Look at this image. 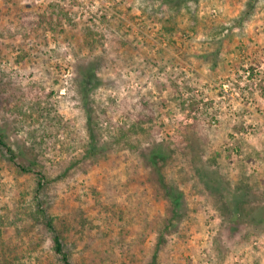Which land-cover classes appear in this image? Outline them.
I'll return each instance as SVG.
<instances>
[{
  "label": "rangeland",
  "instance_id": "rangeland-1",
  "mask_svg": "<svg viewBox=\"0 0 264 264\" xmlns=\"http://www.w3.org/2000/svg\"><path fill=\"white\" fill-rule=\"evenodd\" d=\"M169 2L0 0V132L45 177L0 150V264H61L37 199L75 264H264V0Z\"/></svg>",
  "mask_w": 264,
  "mask_h": 264
},
{
  "label": "trees",
  "instance_id": "trees-1",
  "mask_svg": "<svg viewBox=\"0 0 264 264\" xmlns=\"http://www.w3.org/2000/svg\"><path fill=\"white\" fill-rule=\"evenodd\" d=\"M170 1V2H169ZM170 5L172 4L173 0H168ZM62 16H57V18H61ZM53 16L49 17V23L53 21ZM91 76L88 72L84 73L82 76V89L84 93L86 92L87 86L90 85V78ZM90 115L87 114V127L89 131V142L86 147V154L91 155L95 154L97 150L100 148L102 149V146L100 145L99 141H97L95 132L91 127L92 120H90ZM148 128H151L149 126ZM162 144L161 143H155L154 146L148 149L145 154H143V159L145 160V165L152 169V172L156 175V182L159 184V186L163 190V194L165 199L168 202L169 210H170V217L167 220L166 224L163 226V230L167 231V229L172 225L173 220L179 219V215L181 214V210L183 205L185 204V198L184 194L181 190L174 188L171 184L167 183L165 181L164 175L161 171L162 166L164 165L165 161H167L166 154L161 152ZM0 150L7 154V159L17 167L18 171L24 174H33L36 175V191L40 192L44 186V174L39 169H36L34 167V163H25L18 159V156L15 152V150L8 145L4 140L3 133L0 132ZM244 179H240L238 181L239 185H237V188L239 190V198L232 203V201H226L224 199V195L220 194V202H221V208L219 207V210L221 213H227V214H235L238 216H245L247 217L252 213L251 211L245 209L242 204H244L247 199L245 197L251 196V187L247 183L244 182ZM205 186L210 189L209 184L205 183ZM243 188V189H242ZM37 213L41 216L42 221L44 225L46 226L49 233H51V241H52V248L54 253L57 255L58 260L61 264H75L71 258H70V252L67 250L66 246L63 243L62 236L56 226L54 225L52 217L47 213L45 207H44V201L37 199ZM261 207V206H260ZM263 208V209H262ZM260 208V210H263L264 213V207ZM262 221L263 219H259ZM156 251L153 252L151 262L148 264H155L156 263Z\"/></svg>",
  "mask_w": 264,
  "mask_h": 264
},
{
  "label": "built area",
  "instance_id": "built-area-1",
  "mask_svg": "<svg viewBox=\"0 0 264 264\" xmlns=\"http://www.w3.org/2000/svg\"><path fill=\"white\" fill-rule=\"evenodd\" d=\"M224 88V87H223ZM224 92H226V89H224Z\"/></svg>",
  "mask_w": 264,
  "mask_h": 264
}]
</instances>
